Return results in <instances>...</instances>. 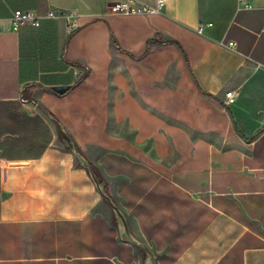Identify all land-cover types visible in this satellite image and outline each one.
Masks as SVG:
<instances>
[{"label": "crops", "instance_id": "obj_1", "mask_svg": "<svg viewBox=\"0 0 264 264\" xmlns=\"http://www.w3.org/2000/svg\"><path fill=\"white\" fill-rule=\"evenodd\" d=\"M116 1L0 0V264H144L62 127L157 264H264V0Z\"/></svg>", "mask_w": 264, "mask_h": 264}, {"label": "water", "instance_id": "obj_2", "mask_svg": "<svg viewBox=\"0 0 264 264\" xmlns=\"http://www.w3.org/2000/svg\"><path fill=\"white\" fill-rule=\"evenodd\" d=\"M70 88L69 85H57L53 87V90L59 92H65ZM64 133H66L67 137L63 139L64 144L69 147V149L76 155L79 162L82 166L86 167L90 176L92 177L97 189L102 194L103 198L108 202L110 205L115 219L117 220V224L120 231V236L124 241H128L138 247L145 253V261L144 264H157V255L156 253L150 248V246L138 238L136 235L133 234L129 222L128 217L124 210L120 207V205L116 202V200L107 192L106 190V183L102 181V179L98 176L95 172L94 168L92 167L90 161L85 157V155L80 151L78 145L71 137V135L62 127Z\"/></svg>", "mask_w": 264, "mask_h": 264}, {"label": "built area", "instance_id": "obj_3", "mask_svg": "<svg viewBox=\"0 0 264 264\" xmlns=\"http://www.w3.org/2000/svg\"><path fill=\"white\" fill-rule=\"evenodd\" d=\"M164 0H158L155 4H150L145 0H120L116 1L113 5L107 4L106 8L111 7L114 11L127 15H145L158 13L164 5ZM49 17L54 18L56 14L51 12ZM12 20L15 27H21L25 25H32L35 27L41 26V17L36 15L33 10L17 9L12 14ZM201 31V28L199 29ZM230 47L235 46V42L229 43ZM237 91L228 90L225 94L226 105H231L237 100Z\"/></svg>", "mask_w": 264, "mask_h": 264}, {"label": "trees", "instance_id": "obj_4", "mask_svg": "<svg viewBox=\"0 0 264 264\" xmlns=\"http://www.w3.org/2000/svg\"><path fill=\"white\" fill-rule=\"evenodd\" d=\"M177 43V41H175V40H170V41H167V43ZM55 92H57L58 94H64L65 92H59V91H55ZM62 137H63V139L65 138V137H67V135H66V133H64V131H63V133H62ZM69 148V147H68Z\"/></svg>", "mask_w": 264, "mask_h": 264}]
</instances>
